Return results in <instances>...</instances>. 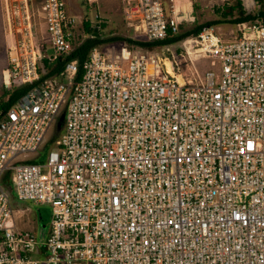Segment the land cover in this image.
I'll use <instances>...</instances> for the list:
<instances>
[{
  "label": "built area",
  "instance_id": "1",
  "mask_svg": "<svg viewBox=\"0 0 264 264\" xmlns=\"http://www.w3.org/2000/svg\"><path fill=\"white\" fill-rule=\"evenodd\" d=\"M120 1L131 39L179 33L175 4ZM2 2L0 264H264V16L184 36L209 60L199 74L125 39L92 46L77 73L81 14ZM12 191L50 206L43 240Z\"/></svg>",
  "mask_w": 264,
  "mask_h": 264
},
{
  "label": "rangeland",
  "instance_id": "2",
  "mask_svg": "<svg viewBox=\"0 0 264 264\" xmlns=\"http://www.w3.org/2000/svg\"><path fill=\"white\" fill-rule=\"evenodd\" d=\"M235 0H165V6L170 4H175L177 6L176 16L179 18L180 23L178 25L179 32L184 29L193 27L194 25L202 22H209L211 20H216L214 23L209 24L213 29L221 34L223 37L231 36L235 32V23L225 21L226 18L230 16H236V9L232 12L224 14L225 6L233 4ZM68 10L79 13L82 16V20L87 19L89 21L93 20V12H98L104 22L101 31L102 36L110 35H120L129 36L130 31L125 26L122 19L121 12V1L120 0H64ZM90 2V3H89ZM2 11L3 2L0 0ZM243 8L245 11L251 13H256L260 8L259 3L256 0H241ZM0 7V8H1ZM1 9L0 12L2 13ZM171 14V11H167ZM4 12L0 15V71L4 68L6 60V47L7 43L4 38V32L8 33L5 26V16ZM4 17V21H3ZM4 22V24H3ZM4 27V31H3ZM85 32L80 25L79 31ZM87 35L85 33L84 37ZM182 40L173 41L171 43H157L150 47L151 51L158 56L162 57V62L168 72H171L168 59H172V54L174 58L179 60L178 69L184 72V74H190L193 72V68L199 74L202 70L208 68L209 60L204 56H192L188 58L185 54L182 46ZM111 41V40H110ZM11 42V40H10ZM3 87L0 86V97L3 94ZM14 197V204L18 208H23L21 212L23 217L27 218L24 226L34 227L35 238L40 241L43 240L46 234V229L50 219V206L46 203H34L30 200L18 199L11 192Z\"/></svg>",
  "mask_w": 264,
  "mask_h": 264
},
{
  "label": "trees",
  "instance_id": "3",
  "mask_svg": "<svg viewBox=\"0 0 264 264\" xmlns=\"http://www.w3.org/2000/svg\"><path fill=\"white\" fill-rule=\"evenodd\" d=\"M259 3L260 8L257 10L256 13H251L249 11H245L243 8V5L241 3V0H235L233 4H229L225 6V11L223 13L226 15L229 12H232L233 9H236V16H230L229 18H226L225 21L228 22H239L242 20H247V19H254L256 17H261L264 16V0H256ZM229 15V14H228ZM216 20H211L209 22H202L194 25L191 28L184 29L183 31L171 35V36H166L163 39H159L160 41L157 43H171L173 41H177L179 39H182L184 36L195 33L198 31L203 25L206 24H211L214 23ZM82 27L84 31L88 33L87 36H85L66 56L67 59L71 58H76L78 61L77 65V73L80 70V62L85 56L86 52L94 45L110 40H122L125 39L129 42H134L137 43L138 45L145 46V47H152L155 43L156 40H151V41H146V40H136V39H131V37L128 36H120V35H110V36H99L96 32V30L91 27L89 20L84 19L82 20ZM61 67V62H57V65L55 66V70H59ZM29 83H25L22 85H19L18 87L11 88L7 92H9L8 98L6 101L1 103V107H6L8 106L15 98H17L23 91L29 86ZM5 92V91H4Z\"/></svg>",
  "mask_w": 264,
  "mask_h": 264
},
{
  "label": "bare ground",
  "instance_id": "4",
  "mask_svg": "<svg viewBox=\"0 0 264 264\" xmlns=\"http://www.w3.org/2000/svg\"><path fill=\"white\" fill-rule=\"evenodd\" d=\"M175 7L177 8V6L175 5ZM175 10H177V9H175ZM4 38H5V41L6 42H8L7 44H10L11 42H10V40H12V37H11V34H10V32H4ZM185 45H186V51H185V54L187 55V57L189 58H191L192 56H195V54L193 53L196 49L192 46V45H190V44H188L187 42L185 43Z\"/></svg>",
  "mask_w": 264,
  "mask_h": 264
},
{
  "label": "crops",
  "instance_id": "5",
  "mask_svg": "<svg viewBox=\"0 0 264 264\" xmlns=\"http://www.w3.org/2000/svg\"><path fill=\"white\" fill-rule=\"evenodd\" d=\"M0 7H1V3H0ZM1 9V11H2V7L0 8ZM1 14H3V11H2V13L0 12V15ZM4 16V15H3ZM3 21H4V17H3ZM3 24H4V22H3ZM3 31H4V27H3ZM6 31V30H5ZM0 80H1V71H0Z\"/></svg>",
  "mask_w": 264,
  "mask_h": 264
},
{
  "label": "water",
  "instance_id": "6",
  "mask_svg": "<svg viewBox=\"0 0 264 264\" xmlns=\"http://www.w3.org/2000/svg\"><path fill=\"white\" fill-rule=\"evenodd\" d=\"M62 119V113L58 117L57 126L60 124V120Z\"/></svg>",
  "mask_w": 264,
  "mask_h": 264
}]
</instances>
